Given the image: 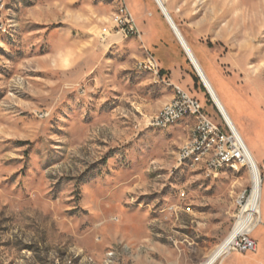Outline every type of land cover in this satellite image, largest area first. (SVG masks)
I'll use <instances>...</instances> for the list:
<instances>
[{
	"label": "rangeland",
	"instance_id": "374dc122",
	"mask_svg": "<svg viewBox=\"0 0 264 264\" xmlns=\"http://www.w3.org/2000/svg\"><path fill=\"white\" fill-rule=\"evenodd\" d=\"M162 1L260 159L256 250L223 258L264 264V0ZM3 3L0 264H201L237 222L250 169L180 164L193 121L150 126L177 88L222 123L154 1L126 0L141 36L115 27L118 0Z\"/></svg>",
	"mask_w": 264,
	"mask_h": 264
},
{
	"label": "bare ground",
	"instance_id": "6f19581e",
	"mask_svg": "<svg viewBox=\"0 0 264 264\" xmlns=\"http://www.w3.org/2000/svg\"><path fill=\"white\" fill-rule=\"evenodd\" d=\"M4 1V0H3ZM120 2V10L119 14H117L115 18V22H118L121 18H126V9L124 6V0H118ZM156 4L158 10L159 6L156 0H153ZM162 3L163 1L160 0ZM3 2L0 5V16H2L1 11L3 9ZM163 4V3H162ZM163 7H166L163 4ZM167 11V9H166ZM168 12V11H167ZM163 18V12L160 11ZM165 19V18H164ZM167 25L169 26L167 20L165 19ZM2 23V17H1ZM177 27V26H176ZM170 30L171 27L169 26ZM179 30V29H178ZM172 31V30H171ZM180 32V31H179ZM173 33V31H172ZM181 34V33H180ZM174 35V33H173ZM175 36V35H174ZM182 36V35H181ZM183 37V36H182ZM176 38V37H175ZM184 39V38H183ZM177 40V38H176ZM185 41V40H184ZM178 42V40H177ZM179 44V43H178ZM187 45V43H186ZM188 47V45H187ZM190 53L192 54L190 48L188 47ZM194 64L198 66L199 74L202 76V80L210 94L213 98V104L221 117V120L224 124H226L230 130L233 132L234 137L237 143L240 145L244 155L245 164L250 169V179H251V191L249 196L247 197L246 201L244 202L242 209L240 211V215L238 217L237 222L235 223L234 227L232 228L231 232L226 236V238L203 260L201 264H217V262L223 258L224 256L230 254V250L232 247L233 242L235 239L241 234H250L252 231L256 230L259 226L260 220L262 221V212H261V203H262V183L260 178V171L257 161L254 158V154H252L251 150L249 149L247 143L242 138L240 132L238 131L237 127L228 117L229 115L226 114L222 104L220 103L215 91L213 90L211 84L209 83L208 79L206 78L205 74L201 70L199 64L197 63L194 55ZM150 59V58H149ZM148 61V59H147ZM146 61V62H147ZM150 72L156 71L152 68H145ZM177 98V95L174 97ZM173 104V99L163 106L158 114L152 120H159V118L165 114L166 109L169 105ZM191 119L193 121V127L190 131L189 138L187 140V145H193L190 151L185 153L180 152L179 162L180 164L184 165H195L198 166L208 172H211L212 162L215 157V150L220 149L222 144V135L221 133H217V129H210L208 132L203 133V140L199 142V136L202 132V118L199 116L197 110L195 109H183L181 113L173 115L172 117L167 118L166 121L163 123H151L150 126L155 128L166 129L175 125L183 120ZM211 139V140H210ZM208 140H210L208 142ZM199 142V143H198ZM196 143V145H194ZM183 147L181 148L182 151ZM244 166V162L240 159L235 158H220L218 160V168L217 173L221 172L224 169H232L237 170L238 167ZM212 173V172H211ZM263 205V204H262Z\"/></svg>",
	"mask_w": 264,
	"mask_h": 264
},
{
	"label": "built area",
	"instance_id": "2783aa9c",
	"mask_svg": "<svg viewBox=\"0 0 264 264\" xmlns=\"http://www.w3.org/2000/svg\"><path fill=\"white\" fill-rule=\"evenodd\" d=\"M125 1V9H126V18H121L118 22L115 23V27L119 30L120 33H125L128 35L141 36L136 24L133 15L131 14L126 0ZM3 0H0V5ZM1 17L0 16V26H1ZM107 30L103 29L101 35H106ZM145 68L155 69L156 73H159V67L157 62L151 57L147 62L143 64ZM183 109H195L197 110L199 116L202 118V132L199 136V142L203 140V133L208 132L210 129H217V133H221L222 135V144L220 149L215 150V157L212 162L211 172L217 173L218 168V160L220 158H235L240 159L244 162V166H246L244 161V155L240 145L237 143L233 132L230 128L222 123H217L200 105V103L189 96L186 92L182 91L180 88H177V98H173V104L169 105L165 111V114L162 115L159 120H151V123H163L167 120V118L172 117L178 113H181ZM211 140V139H210ZM208 140V142L210 141ZM198 142V143H199ZM196 145V143L194 144ZM193 145H187V143L183 146L181 151L185 153L192 149ZM264 164V161H263ZM243 202V201H242ZM256 250V243L249 237V234H241L239 235L232 244L231 252L236 251L241 254H245L248 252H254Z\"/></svg>",
	"mask_w": 264,
	"mask_h": 264
},
{
	"label": "water",
	"instance_id": "95a60500",
	"mask_svg": "<svg viewBox=\"0 0 264 264\" xmlns=\"http://www.w3.org/2000/svg\"><path fill=\"white\" fill-rule=\"evenodd\" d=\"M157 3H158V6H159V9L161 12H163V15H164V18L167 20L169 26L171 27V30L173 31L175 37L177 38L178 40V43L183 51V53L185 54L187 60L189 61L190 65L192 66L193 70L195 71L196 73V76L198 77V79L201 81L204 89L206 90L207 94L209 95L210 99L212 100L213 102V98L210 96L203 80H202V76L201 74H199V71H198V66L194 64V58L192 56V54L190 53L187 45H186V42L184 41L183 37L181 36L178 28L176 27V24L174 23L173 19L171 18L170 14L166 11V9L163 7V4L160 2V0H156ZM214 103V102H213Z\"/></svg>",
	"mask_w": 264,
	"mask_h": 264
},
{
	"label": "crops",
	"instance_id": "0c3cea01",
	"mask_svg": "<svg viewBox=\"0 0 264 264\" xmlns=\"http://www.w3.org/2000/svg\"><path fill=\"white\" fill-rule=\"evenodd\" d=\"M161 26H162V24H161V22L160 21H158V20H153L152 22H150V24H149V28H151V29H153V30H160V28H161ZM169 27V26H168ZM170 29V28H169ZM172 32V31H171ZM173 34V33H172ZM174 36V35H173ZM175 37V36H174ZM176 39V38H175ZM177 41V40H176ZM186 42V41H185ZM178 43V42H177ZM187 45H188V43H187ZM180 46V45H179ZM188 47H189V45H188ZM181 48V47H180ZM190 48V47H189ZM190 50H191V48H190ZM192 52V51H191ZM192 54L194 55V53L192 52ZM194 57H195V55H194ZM195 59H196V57H195ZM196 61H197V59H196ZM197 63L199 64V62L197 61ZM199 66H200V68H201V70L203 71V73L205 74V76H206V78L208 79V81H209V83L211 84V86H212V82H211V79H217V76L211 71V69L209 68V66H207V64H206V66H205V69H206V71H204L203 69H202V67H201V65L199 64ZM187 80H186V83H191V84H193V79L190 77V75H186V77H185ZM178 84V83H177ZM179 85V84H178ZM179 87H180V85H179ZM212 88H213V86H212ZM215 88V87H214ZM213 88V89H214ZM214 91H215V89H214ZM215 93H216V91H215ZM216 95H217V93H216ZM218 99H219V97H218ZM219 101H220V99H219ZM220 103L222 104V102L220 101ZM222 107L224 108V110H225V112H226V114L227 115H229L228 114V112H227V110L225 109V107L223 106V104H222ZM229 117V116H228ZM230 118V117H229ZM230 120H231V118H230ZM232 121V120H231ZM258 162V164H259V162H260V159H258L257 160ZM226 258V257H225ZM225 258H223L222 259V261L220 262V264H226L225 262Z\"/></svg>",
	"mask_w": 264,
	"mask_h": 264
},
{
	"label": "trees",
	"instance_id": "16d2710c",
	"mask_svg": "<svg viewBox=\"0 0 264 264\" xmlns=\"http://www.w3.org/2000/svg\"><path fill=\"white\" fill-rule=\"evenodd\" d=\"M180 31V30H179ZM181 33V32H180ZM182 35V34H181ZM183 36V35H182ZM185 40V39H184ZM193 80H194V82H197L198 81V77L197 76H193Z\"/></svg>",
	"mask_w": 264,
	"mask_h": 264
}]
</instances>
